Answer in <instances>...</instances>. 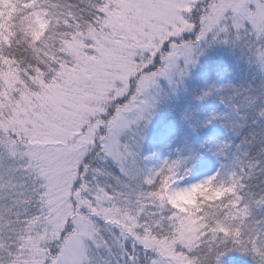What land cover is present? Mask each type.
<instances>
[{"label": "snow or ice", "instance_id": "1", "mask_svg": "<svg viewBox=\"0 0 264 264\" xmlns=\"http://www.w3.org/2000/svg\"><path fill=\"white\" fill-rule=\"evenodd\" d=\"M0 264H264V0H0Z\"/></svg>", "mask_w": 264, "mask_h": 264}]
</instances>
